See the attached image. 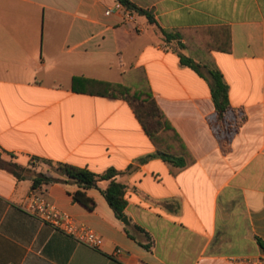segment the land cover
<instances>
[{
    "label": "crops",
    "instance_id": "crops-1",
    "mask_svg": "<svg viewBox=\"0 0 264 264\" xmlns=\"http://www.w3.org/2000/svg\"><path fill=\"white\" fill-rule=\"evenodd\" d=\"M129 1L182 39L165 41L135 12L127 20L117 0H0V159L32 169L18 179L0 168V264L264 255V0ZM182 57L223 75L231 138L216 128L209 80ZM109 85L139 100L99 94ZM44 160L118 171L130 226L103 195L107 181L85 191L92 210L74 200L78 184L33 189L35 171L57 176ZM33 192L101 247L43 221L29 209Z\"/></svg>",
    "mask_w": 264,
    "mask_h": 264
},
{
    "label": "trees",
    "instance_id": "trees-1",
    "mask_svg": "<svg viewBox=\"0 0 264 264\" xmlns=\"http://www.w3.org/2000/svg\"><path fill=\"white\" fill-rule=\"evenodd\" d=\"M117 1L122 3L127 9L137 14L146 16L151 24L157 26L159 32L165 38V41L170 42L175 39L178 40L182 39L181 34L169 32L166 31L165 29H162L149 12L139 9L129 0H117ZM182 60L184 64L193 67L201 75H203L209 80L211 84L213 100L216 105V118H217L216 128L221 131L224 137L228 139L231 138V136L235 132V129H232L231 124L227 123L226 115L228 112L231 111V106L229 101V87L226 81L224 80L223 75L218 69L213 67V61L209 63L210 65L207 64L205 66H202V65H197L190 58L182 57ZM129 92L130 91L127 87L121 85H109L107 92L105 93L103 92L99 94L101 95L108 94L118 98H126L127 97L126 94ZM127 98H130L134 101L139 100V98H137L136 96H128ZM150 137L153 140V142H155V144H158L156 142L153 133H150ZM38 160L39 159H37L36 161ZM39 162L51 167L52 171L56 173L57 176L56 175L49 176L44 174L43 172L35 171L34 180H33V189H38L43 186H48L57 183L78 184L81 190L73 194L74 200L92 210L95 207V203L93 200L87 197L85 191L92 188H98L100 182L107 181L109 182V186L106 190L103 191V195L105 196L111 208L114 210L117 218L122 220L126 216L125 215V209L127 207V201L125 199L126 186L118 181V177L120 173L115 169H110L103 174H96L87 168H79L66 163H58L49 160H44ZM0 168L10 172L18 179L25 178L27 173L32 172V169H26L18 164L9 161H4L2 159H0ZM135 228L139 232H143L140 228L138 227ZM260 244L264 249V243L260 241Z\"/></svg>",
    "mask_w": 264,
    "mask_h": 264
},
{
    "label": "built area",
    "instance_id": "built-area-1",
    "mask_svg": "<svg viewBox=\"0 0 264 264\" xmlns=\"http://www.w3.org/2000/svg\"><path fill=\"white\" fill-rule=\"evenodd\" d=\"M115 10L123 14L127 20H134V12L127 9L122 3L117 2ZM112 11H106V15H111ZM29 209L35 214L39 215L43 221L53 225L54 227L64 231L65 233L74 236L80 242L92 247L100 248L102 245V238L98 236L93 230L79 226L67 214L61 213L53 203L36 192L31 194ZM122 250L118 249L115 257H119ZM237 264H264V255L258 257H243L236 259Z\"/></svg>",
    "mask_w": 264,
    "mask_h": 264
},
{
    "label": "water",
    "instance_id": "water-1",
    "mask_svg": "<svg viewBox=\"0 0 264 264\" xmlns=\"http://www.w3.org/2000/svg\"><path fill=\"white\" fill-rule=\"evenodd\" d=\"M122 222H123L125 225L130 226V221H129L128 217L125 216V217L122 219Z\"/></svg>",
    "mask_w": 264,
    "mask_h": 264
}]
</instances>
